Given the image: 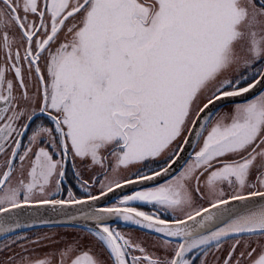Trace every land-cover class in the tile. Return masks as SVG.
<instances>
[{"label":"snow or ice","instance_id":"obj_1","mask_svg":"<svg viewBox=\"0 0 264 264\" xmlns=\"http://www.w3.org/2000/svg\"><path fill=\"white\" fill-rule=\"evenodd\" d=\"M0 264H264V0H0Z\"/></svg>","mask_w":264,"mask_h":264},{"label":"flooded vegetation","instance_id":"obj_2","mask_svg":"<svg viewBox=\"0 0 264 264\" xmlns=\"http://www.w3.org/2000/svg\"><path fill=\"white\" fill-rule=\"evenodd\" d=\"M74 189H75L77 192L80 191V190L78 189V187H76L75 185H74Z\"/></svg>","mask_w":264,"mask_h":264}]
</instances>
